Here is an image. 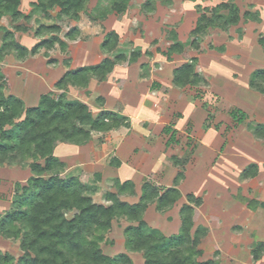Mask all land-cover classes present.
Segmentation results:
<instances>
[{
	"label": "rangeland",
	"instance_id": "1",
	"mask_svg": "<svg viewBox=\"0 0 264 264\" xmlns=\"http://www.w3.org/2000/svg\"><path fill=\"white\" fill-rule=\"evenodd\" d=\"M34 1L20 0L18 9L25 17L15 21L9 15L0 17V27L12 31L14 40L29 52L19 58L9 51L0 60V84L5 95H14L29 107L37 104L43 93L56 97L64 91L67 99L80 100L97 112L102 106L98 100L102 93L111 97L109 104L115 106V93L136 91L143 96L142 111L161 116L160 125H150L149 133L143 131L146 126L139 119L133 124L132 134L127 129L95 132L82 145L57 141L53 154L65 163L62 174L77 176L94 190L85 192L94 202H104V193L115 190L113 177L119 175L111 164L120 148L116 143L132 135L136 139L135 154L141 155L137 164L140 174L135 181L145 179L163 188L173 183V176L182 168L183 177L177 183L181 192L178 201L164 210H158L153 202L142 213L150 227L165 236L178 232L177 210L187 200L185 194L191 192L202 198L201 205L193 209L192 231L201 224L206 229L197 246L201 251L198 261L264 264V252L257 259L252 255L257 243H264V138L253 132L256 124L264 123V92L249 85L251 73L264 69V49L258 43V37L264 36V0H233L238 8L237 22L226 29L209 27L199 35L198 48L190 45L198 16L209 14V9L227 0H86L77 19L56 18L57 8L49 11L47 19L33 11ZM43 22L59 25L60 30L53 35L65 45L61 47L56 42L51 48L41 46L30 53L37 43L52 35L36 34L37 26ZM17 25L26 30H18ZM71 28L77 30L73 39L66 35ZM110 31L118 38L109 51L101 43ZM2 34L0 28V46ZM176 42L187 52L186 58L180 53H167ZM119 52L125 61L116 63L104 78L92 76L85 87H55L65 71L96 64ZM132 52L137 53L134 59L130 57ZM192 57L197 59L194 69L202 81L175 86L171 81L174 68ZM125 101L132 105L129 96ZM186 104L192 117L186 115ZM235 109L246 113L242 123L232 119ZM172 113H179L183 120L167 144V135L160 129ZM171 155L178 162L184 161L180 167L174 166ZM251 162L258 165L256 174L243 179L239 173ZM28 163L0 164V217L11 209L16 184H25L31 175ZM148 163L153 164L152 170H147ZM136 198L126 196L129 201ZM129 224L135 222L114 218L99 246L104 254L126 253L131 264H143L142 253L125 246L123 229ZM0 251L12 255L16 262L22 253L19 239L0 235Z\"/></svg>",
	"mask_w": 264,
	"mask_h": 264
},
{
	"label": "trees",
	"instance_id": "2",
	"mask_svg": "<svg viewBox=\"0 0 264 264\" xmlns=\"http://www.w3.org/2000/svg\"><path fill=\"white\" fill-rule=\"evenodd\" d=\"M20 0H0V17L9 15L18 20L25 15L18 9ZM86 0H35L31 3L33 11H39L45 18H50L49 11L57 8L56 18L77 19ZM121 10V6H118ZM209 14L201 13L194 28L190 45L198 48L199 35L211 26L226 29L238 20V8L233 0H227L212 7ZM3 31L0 46V60L9 51H14L19 58L29 53L13 38L7 28ZM15 28L24 31L26 27ZM60 30L56 23H40L37 35L52 34L49 39H42L31 50L35 53L41 46L51 48L56 42L61 47L65 43L55 33ZM77 32L71 28L67 37L74 38ZM118 35L114 31L106 34L101 46L113 50ZM258 43L264 49V36L258 37ZM168 54L180 53L185 58L187 52L180 42L169 46ZM136 52L130 57L134 59ZM122 52L112 57H104L93 65H85L65 71L55 82V87L64 90L67 85L85 87L92 76L104 78L118 63L125 61ZM196 57L180 64L173 70L172 82L178 87L186 84L196 85L202 77L195 71ZM250 87L264 92V69L253 71L249 79ZM0 84V164L14 162L28 163L31 175L25 184L15 186V198L11 209L0 217V235L5 238L19 239L21 255L14 262L13 256L0 251V264H131L126 253L114 256L104 254L99 246L103 232L110 228L114 218L123 217L135 222L123 229L125 246L130 251L141 252L143 264H216L211 260L198 261L201 253L197 247L206 229L203 226L193 228V206L201 203L200 197L187 194L188 203L179 208V231L169 236L150 227L143 219L146 207L155 203L158 210L171 206L179 197L176 188L178 173L173 186L158 187L148 180L141 185V193L134 203L121 200L120 195H133L134 184L130 180H114V191H106L102 203L94 202L90 190L77 176L62 174L65 163L54 154L57 141L76 145L87 143L95 132H106L120 126H127L125 117L106 109L92 112L88 105L80 100L67 99L64 91L53 97L51 93L39 96L34 106L24 107L20 98L3 93ZM103 103L101 97L98 98ZM246 113L240 109L232 111V119L242 123ZM253 132L264 138V123L256 124ZM115 164L118 163L114 159ZM255 171L254 165L244 170L248 176ZM71 213L70 217L66 214ZM264 252V243L259 242L252 250L254 259Z\"/></svg>",
	"mask_w": 264,
	"mask_h": 264
},
{
	"label": "crops",
	"instance_id": "3",
	"mask_svg": "<svg viewBox=\"0 0 264 264\" xmlns=\"http://www.w3.org/2000/svg\"><path fill=\"white\" fill-rule=\"evenodd\" d=\"M172 75H173V72H172ZM171 81H172V79H171ZM152 84H153V82H152ZM117 91H119V90H117ZM115 95H116V97H115V106H114V105H110L109 104L110 103L109 98H111V97H109V98L108 97H105V94L102 93L100 96L103 99V104H101L102 106H99V108H98V110H100V109H106V110L114 111V112L118 113L119 115L125 117V120L128 123V125L127 126H120L118 128H115V129H111L112 131H116V130L122 131V130L127 129L128 132H130V134H132L131 132H132V130H134L133 129L134 128V125L133 124H134V122L136 124L139 121V119L140 120H143V123L142 124L147 127V128L146 127L145 128L142 127L143 128V131H146L148 133L150 132L149 131L150 130L149 129L150 125H152L154 127H158L160 125L159 123H161L160 122V117L161 116L154 115L153 113L152 114H149V112H148V114H145L144 111H142V108H144L142 106V103H141L143 96L141 97L140 94H138L136 91H133L131 93H128L127 92L126 94H124V92H120L119 91V92L115 93ZM126 95L129 96L132 99V101H133L131 106H129V103L128 102L125 103L126 102L125 101V98H127ZM185 102H187V101H185ZM187 103H189V102H187ZM186 106H187V111H188L186 113V115L188 117H192L191 108L190 109L188 108V104H186ZM129 109L132 110V113H131V110H129ZM139 113H141L143 115H141V114L139 115ZM178 115H179V113H172L168 117V120L167 121H163L162 122L160 132L163 133L164 135L165 134L167 135V139H166V141L164 143H167V144L168 143H171L170 141L173 139L174 135L177 133L176 126L181 125V122H182L183 118H181ZM140 116H142V117L140 118ZM135 142H136V139L132 135L129 136V134H127L125 137H123L122 140H120L119 142L116 143V144L120 145V148L119 149H116L115 155H114L113 160L111 162V164H113L112 166L116 167L115 169L117 171V174L119 173V175H115L113 177V181L115 179L119 180L120 182H124L126 180H130L134 184V194L133 195L125 194V195H120L119 196V198L121 200L127 201L129 203H134V202H136L138 200L139 195L141 193V185L145 181V179L142 180L141 182L135 181V179L138 176V174H140L139 170L137 169V164H139L138 163L139 162V156H141V155H136L135 154V150H134L135 149ZM170 158H171L172 163L174 164V166H179V165L182 164V162H184L183 160L181 162H178L177 157H175V155H171ZM114 159H116L118 161L117 164H115ZM142 165H144V164H142ZM142 165H141V167H142ZM248 165L249 166L250 165H254L255 171L253 172V174L248 175V176H245V175H243V172H244V170H246V168L249 167ZM248 165H247L248 167L247 166L246 167H243V169L239 173L241 175L240 177H242L243 179H248V178L254 177L255 174H256V166H258L257 163L251 162ZM151 166H153V164L150 165L148 163L146 165V168H147L148 171L149 170H152L151 169ZM170 166H172V165H170ZM178 173H181L182 174V168L181 169H178L176 171V173L173 176L172 180H174V178L177 176ZM98 177H99V175L97 176V178ZM182 177H183V174H182V176L180 178H182ZM180 178H178V179H180ZM170 186H173V183H171V185L169 184V185L165 186V188L166 187H170ZM176 188L178 189L177 185H176ZM110 191H112V190H110ZM189 193L192 194V195H194L195 197H197L195 194H193L191 192L186 193L185 194V197ZM126 196H132V197L135 196L137 198L134 199V200H132V201H129V200L126 199ZM242 198L241 199L244 201L245 200L244 197H242ZM178 199L174 203H176L178 201ZM245 201H246L247 204L250 203V200H245ZM183 203H188V201L185 200ZM183 203H181V205ZM201 203H202V198H201ZM201 203L199 205H201ZM191 205L193 206V209H194L195 205H193L192 203H191ZM180 206H179V208H180ZM179 208L177 210V216H178V219H179V227H180ZM200 226H203L205 228V226L202 225V224ZM173 234H175V233H173Z\"/></svg>",
	"mask_w": 264,
	"mask_h": 264
}]
</instances>
